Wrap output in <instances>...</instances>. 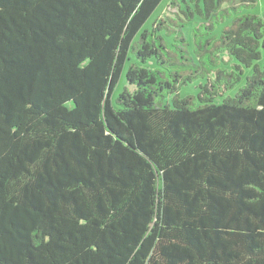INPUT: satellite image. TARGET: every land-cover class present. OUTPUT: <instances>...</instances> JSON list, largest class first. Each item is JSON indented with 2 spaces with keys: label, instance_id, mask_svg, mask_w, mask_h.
Wrapping results in <instances>:
<instances>
[{
  "label": "trees",
  "instance_id": "trees-1",
  "mask_svg": "<svg viewBox=\"0 0 264 264\" xmlns=\"http://www.w3.org/2000/svg\"><path fill=\"white\" fill-rule=\"evenodd\" d=\"M161 1L0 0V264H264V13Z\"/></svg>",
  "mask_w": 264,
  "mask_h": 264
},
{
  "label": "rangeland",
  "instance_id": "rangeland-1",
  "mask_svg": "<svg viewBox=\"0 0 264 264\" xmlns=\"http://www.w3.org/2000/svg\"><path fill=\"white\" fill-rule=\"evenodd\" d=\"M171 1L172 0H162L161 3L157 6V8L154 10V12L151 14L149 19L146 21V23L144 24L143 29L144 28L151 29L154 25V22L157 21L159 18H161L165 14L167 7ZM249 12L256 14V15L263 16L264 0H257L255 7L250 9ZM198 20H200L199 16H197L196 19L191 21V23H189L184 28V34L190 40H192L193 29L196 26ZM221 27H222V25L219 26V30L221 29ZM172 38H173L172 36L167 37V41L172 43ZM189 49L191 51L194 50L193 43H191V45L189 46ZM131 57H132V60L127 61L126 66L123 70L122 76L120 78L119 84L116 87V89L112 95V98L114 101L117 98V96L123 91L124 87L127 85V81H126L127 70H128L129 64L135 60L134 55H131ZM225 57L227 58V56H225ZM232 63H237V62H236V60H233ZM256 65H259L262 68L264 67V56L261 59L257 60L256 63L250 67L243 66V73L241 75V80L239 82H237L232 88L225 91L222 94V96L219 97V100H223V99L228 98V97H234L238 93V91L246 84L248 77L254 73V69H255ZM222 67H231V66L222 65ZM206 79H207V77H202V76L195 77L191 82L182 85L178 89L177 92L169 95L167 97V101L171 102L175 95H179L180 97H187L190 95H196L201 90L200 86H201V84L205 83Z\"/></svg>",
  "mask_w": 264,
  "mask_h": 264
}]
</instances>
